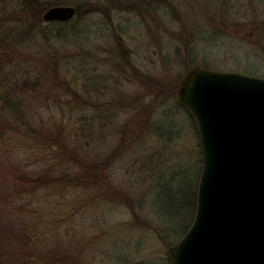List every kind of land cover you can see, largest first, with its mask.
<instances>
[{
    "label": "rangeland",
    "instance_id": "374dc122",
    "mask_svg": "<svg viewBox=\"0 0 264 264\" xmlns=\"http://www.w3.org/2000/svg\"><path fill=\"white\" fill-rule=\"evenodd\" d=\"M4 1L9 23L65 33L28 39L7 69L24 93L18 115L0 117V264H170L203 169L179 86L202 64L264 78V0L154 1L156 15L148 0H46L80 9L63 26ZM24 176L53 181L30 188Z\"/></svg>",
    "mask_w": 264,
    "mask_h": 264
},
{
    "label": "water",
    "instance_id": "95a60500",
    "mask_svg": "<svg viewBox=\"0 0 264 264\" xmlns=\"http://www.w3.org/2000/svg\"><path fill=\"white\" fill-rule=\"evenodd\" d=\"M74 15L55 7L43 19ZM177 101L196 124L203 169L195 218L170 264H264V78L194 66Z\"/></svg>",
    "mask_w": 264,
    "mask_h": 264
},
{
    "label": "trees",
    "instance_id": "16d2710c",
    "mask_svg": "<svg viewBox=\"0 0 264 264\" xmlns=\"http://www.w3.org/2000/svg\"><path fill=\"white\" fill-rule=\"evenodd\" d=\"M86 1H91V0H86ZM113 0H108L106 3L107 5H110L111 7H109L108 9L112 10V2ZM158 2L159 1H165L166 0H148V6H149V11H153L151 9V7H154L155 9V13L154 15L158 14L157 11L159 8H157V5L154 6L153 2ZM5 1L4 0H0V6L2 7L3 3ZM144 4H147V0H143ZM149 3H151V5H149ZM160 3V2H159ZM70 5H74V3H68ZM163 4V3H162ZM48 4L46 3V0H23L20 3V7H22V10H27L30 11L31 13L37 17L38 20V24L39 22H41L40 19V15H41V8L43 9H47ZM164 5V4H163ZM167 4H165L166 6ZM76 6V5H75ZM2 9H4V6L2 7ZM1 9V12H2ZM49 9V8H48ZM79 8L78 6H76V11H77V15L79 14ZM97 10H91L89 12H96ZM104 12V11H102ZM29 13V12H28ZM83 16V15H78ZM14 16H0V117L4 116L5 114L7 115H11L12 113L15 114L16 116L18 115L19 112V106L17 105V101L15 98L17 97V94H19V91L23 92V89L20 90V88H22V86H20L18 83H13L14 78L16 79L17 76H14L10 78V75L7 74V69L9 65H13V66H17L16 65V61L13 60V55L19 50V46L23 45L28 39H31L36 45L37 40L41 39L44 40V43H48L49 40H51L52 38H58L61 39L65 32H63L62 28H52L49 25L45 26V27H41V26H37V23L35 25H31L30 27H28V29H22L20 27H18V25L15 24H11L9 23V21L13 20ZM17 16H15L14 18H16ZM40 19V20H39ZM67 22H49V24L51 26L53 25H65ZM20 25V24H19ZM54 29V30H53ZM8 52H11L13 54H10ZM42 52H40L41 55ZM40 55H38L37 60L38 61H44V63L49 64L50 61H55L54 58L52 57L50 60L47 58L49 56H46V58H42ZM194 61V60H193ZM58 63V62H57ZM57 63H52V66H59V64ZM194 64V62H193ZM202 67L205 68H209L208 64H202ZM32 70H31V74H32ZM31 85V91H35L36 89H38V87L41 86V77L39 75L35 76V79L33 80V82H31V84H28L27 90L29 92V89ZM25 86V84L23 85ZM24 91H26L24 89ZM27 92V93H28ZM79 101V100H77ZM69 105L71 107H73L75 105L74 102H69ZM180 105V104H179ZM181 106V105H180ZM187 113L188 111L181 106ZM189 114V113H188ZM190 115V114H189ZM192 118V117H191ZM193 119V118H192ZM32 124V123H31ZM39 128L35 127L33 125V127L31 128V133L37 135L40 140L43 139V135L40 134L38 131ZM32 138V137H31ZM34 140L33 138L31 139V141ZM64 143H67V141L65 139L62 140ZM62 158V162H63V157ZM71 162V161H69ZM63 166L65 167L64 169V176L62 177L63 179H65L68 183H73L77 181V175L74 177L72 175H70L71 173H75L72 172L73 170L70 168L69 165H66V163L63 164ZM69 176H71L70 178H68ZM27 176H24L23 178L19 179L18 181H22V182H26L28 186L31 187H39L40 183L43 182L45 183L46 186L50 185V180L46 177H43V180L38 179V178H29ZM40 188V187H39ZM197 204V202H196ZM194 215L192 216V220L191 223L189 224V226L187 227V229L185 230V234L186 232L189 230L193 219H194Z\"/></svg>",
    "mask_w": 264,
    "mask_h": 264
},
{
    "label": "flooded vegetation",
    "instance_id": "af4514ba",
    "mask_svg": "<svg viewBox=\"0 0 264 264\" xmlns=\"http://www.w3.org/2000/svg\"><path fill=\"white\" fill-rule=\"evenodd\" d=\"M57 7H64V6H57ZM65 7H68V6H65ZM53 8H55V7H53ZM74 9H75V15L74 16H76V8L75 7H73ZM51 9V8H50ZM48 11V10H47ZM45 15V14H44Z\"/></svg>",
    "mask_w": 264,
    "mask_h": 264
}]
</instances>
